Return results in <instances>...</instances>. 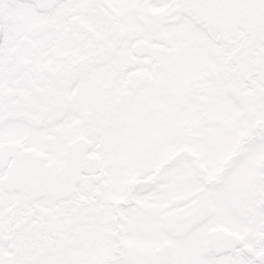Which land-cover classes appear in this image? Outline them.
Returning a JSON list of instances; mask_svg holds the SVG:
<instances>
[{
  "label": "snow or ice",
  "instance_id": "6c2138e0",
  "mask_svg": "<svg viewBox=\"0 0 264 264\" xmlns=\"http://www.w3.org/2000/svg\"><path fill=\"white\" fill-rule=\"evenodd\" d=\"M0 264H264V0H0Z\"/></svg>",
  "mask_w": 264,
  "mask_h": 264
}]
</instances>
